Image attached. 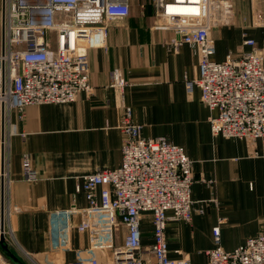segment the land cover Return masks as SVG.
<instances>
[{
  "label": "crops",
  "instance_id": "crops-1",
  "mask_svg": "<svg viewBox=\"0 0 264 264\" xmlns=\"http://www.w3.org/2000/svg\"><path fill=\"white\" fill-rule=\"evenodd\" d=\"M230 1L233 22L213 30V60L253 50L244 46L246 39H253L264 56V0ZM154 13L152 0H131L130 16L109 24L105 46L89 52L92 97L81 93L73 103L28 106L4 118L0 113V214L4 209L5 227L14 230L16 247L27 259L26 254L32 255L35 264L72 262L77 250L90 246L88 232L73 230L68 250H61L65 221L60 212L87 206L79 191L85 176L121 165L123 104L133 109V121L145 138H167L183 147L193 163V219L169 223L171 259L187 256L190 264H207L216 226L227 251L264 233V141L212 135L210 121L216 113L202 103L199 87L191 93L186 88L187 81L198 77L199 58L188 45L173 51L172 32L152 29ZM115 69L129 83L123 94L109 86ZM26 156L39 177L33 184L24 179ZM4 179L11 181L5 195ZM141 219L142 244L150 247L152 215ZM81 221L80 214H69L72 227ZM125 236L124 226L115 228L113 245L122 247ZM97 256L114 261L111 249Z\"/></svg>",
  "mask_w": 264,
  "mask_h": 264
},
{
  "label": "built area",
  "instance_id": "built-area-1",
  "mask_svg": "<svg viewBox=\"0 0 264 264\" xmlns=\"http://www.w3.org/2000/svg\"><path fill=\"white\" fill-rule=\"evenodd\" d=\"M152 2V29L172 32L173 51L188 45L199 58L198 77L187 81L186 88L191 93L199 87L202 103L216 113L210 121L212 135L264 141V56L256 42L246 39L244 46L253 50L229 53L223 62L213 60V30L232 24L234 3ZM0 5V113L4 110V116L33 105L73 103L81 93L92 97L89 52L105 46L111 22L131 14V0H0ZM128 85L120 69L110 73L111 88L123 94ZM121 108V165L85 176L79 191L87 206L60 212L65 221L59 235L62 251L68 250L73 230L90 235V246L77 250L76 259L63 264H190L187 256L169 257L166 230L171 221L193 219V163L183 147L167 138H145L142 127L133 121V109L124 104ZM23 174L30 184L39 181L29 156L23 161ZM10 186L11 181L4 179V195ZM146 213L153 219L150 247L142 244L141 218ZM69 214H80L81 223L72 227ZM5 216L3 209L0 237L16 246ZM120 225L126 236L119 248L113 245V236ZM212 232L215 247L206 252L207 264H264V233L227 251L221 246L220 227ZM105 249L112 250L113 262L98 258ZM26 256L35 264L32 255ZM0 264H9L1 250Z\"/></svg>",
  "mask_w": 264,
  "mask_h": 264
},
{
  "label": "water",
  "instance_id": "water-1",
  "mask_svg": "<svg viewBox=\"0 0 264 264\" xmlns=\"http://www.w3.org/2000/svg\"><path fill=\"white\" fill-rule=\"evenodd\" d=\"M2 116L4 118V110H2ZM4 136V128L2 132ZM0 250L2 253L13 263V264H25L20 258L15 255V253L11 250L10 246L5 242V238L3 236L0 237Z\"/></svg>",
  "mask_w": 264,
  "mask_h": 264
},
{
  "label": "rangeland",
  "instance_id": "rangeland-1",
  "mask_svg": "<svg viewBox=\"0 0 264 264\" xmlns=\"http://www.w3.org/2000/svg\"><path fill=\"white\" fill-rule=\"evenodd\" d=\"M1 18H2V16H1V9H0V23H1ZM10 248L15 253V255H17L20 258V260L23 261L25 264H33V263H31V261H29L25 257V255L21 251H19V248H17L16 246H11ZM5 258L7 259L9 264H13L6 256H5Z\"/></svg>",
  "mask_w": 264,
  "mask_h": 264
},
{
  "label": "bare ground",
  "instance_id": "bare-ground-1",
  "mask_svg": "<svg viewBox=\"0 0 264 264\" xmlns=\"http://www.w3.org/2000/svg\"><path fill=\"white\" fill-rule=\"evenodd\" d=\"M171 10H173V9H171ZM174 11V10H173Z\"/></svg>",
  "mask_w": 264,
  "mask_h": 264
}]
</instances>
